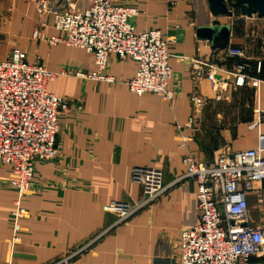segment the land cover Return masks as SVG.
<instances>
[{"label": "crops", "instance_id": "1", "mask_svg": "<svg viewBox=\"0 0 264 264\" xmlns=\"http://www.w3.org/2000/svg\"><path fill=\"white\" fill-rule=\"evenodd\" d=\"M92 1L49 0L58 11L86 9ZM107 1L139 11L132 20L136 33L157 30L163 39H175L168 45L170 102L128 91L121 82L135 76L136 64L115 55L109 56L105 73L116 83L77 77L96 71L94 57L51 44L64 35L52 27L51 15L37 12L39 0H0V62L11 48H19L29 64L57 74L46 90L67 103L58 118L59 154L35 164L29 190L19 202L27 215L17 221L16 234L9 211L18 195L9 185V168L0 166V264H47L106 230L116 219L105 213L106 205L134 204L143 196L141 185L132 180L135 167L159 169L167 190L71 264H179V233L199 217L195 181L175 183L185 171L184 157L213 166L224 153L256 150L264 134V18L242 16L239 8L214 18L207 0ZM214 22L229 27L227 43L219 31L212 40L199 38L198 29ZM228 47L244 50L247 75L258 81L256 87L248 80L236 87L222 72L218 92L208 80L195 79L198 62L231 70L233 62L222 54ZM191 95L205 100L195 111ZM191 114L198 125L177 131ZM181 136L191 138L185 147ZM260 196L259 186L246 193L244 225L264 235ZM249 264H264V251L251 256Z\"/></svg>", "mask_w": 264, "mask_h": 264}, {"label": "built area", "instance_id": "2", "mask_svg": "<svg viewBox=\"0 0 264 264\" xmlns=\"http://www.w3.org/2000/svg\"><path fill=\"white\" fill-rule=\"evenodd\" d=\"M49 0H39L37 12L51 15L52 27L64 35L51 40L83 49L94 57L96 71L76 76L103 83H116L105 73L110 55L120 62L132 61L136 73L122 81L131 93L140 97L155 94L170 102L173 92L168 89L171 69L168 65V45L174 38L163 39L160 32L150 30L136 33L132 20L139 15L134 7L116 5L107 0H94L82 10L68 7L53 10ZM224 58L233 62L231 70L198 62L194 70L196 80L206 79L218 92L222 76L233 80L236 87L249 81L256 87L258 81L248 77V60L242 48L228 47ZM197 65V62H196ZM218 75L220 76L218 78ZM57 76L41 64H29L26 54L13 47L7 58L0 62V166L10 170V187L17 192L14 209L9 211L13 233L18 232L17 221L26 217L20 200L29 190L35 164L55 159L59 151L56 135L58 118L67 109L66 101L47 92V84ZM216 98L219 99V96ZM193 106L200 107L205 100L197 95L189 97ZM198 121L191 114L182 129L193 130ZM191 138L181 136L185 147ZM264 134L259 136L256 150L224 153L213 166L194 162L187 154L183 159L185 171L176 179L193 180L198 222L179 233V264H249L251 256L264 251V235L260 229L244 225L247 214L246 193L259 186L260 201L264 207ZM132 180L142 187V198L134 204L111 202L105 213L116 217L103 232L79 245L75 250L47 264H71L78 256L89 251L104 235L130 220L136 213L154 203L167 188L162 185V173L156 168L135 167ZM15 235L13 240H17Z\"/></svg>", "mask_w": 264, "mask_h": 264}, {"label": "water", "instance_id": "3", "mask_svg": "<svg viewBox=\"0 0 264 264\" xmlns=\"http://www.w3.org/2000/svg\"><path fill=\"white\" fill-rule=\"evenodd\" d=\"M207 4L209 13L214 18L217 16H231L232 11L230 8H239L242 16L257 15L259 18H264V0H207ZM213 25L212 27L199 28V38L212 40L214 34L219 31L227 43L229 27L217 26V22H214Z\"/></svg>", "mask_w": 264, "mask_h": 264}, {"label": "rangeland", "instance_id": "4", "mask_svg": "<svg viewBox=\"0 0 264 264\" xmlns=\"http://www.w3.org/2000/svg\"><path fill=\"white\" fill-rule=\"evenodd\" d=\"M230 5V4H229ZM238 8H235L234 10L233 9H231V11H234V13L236 14V13H238Z\"/></svg>", "mask_w": 264, "mask_h": 264}]
</instances>
